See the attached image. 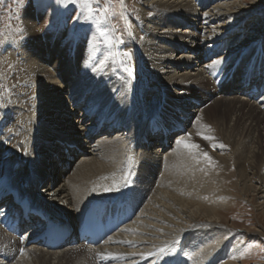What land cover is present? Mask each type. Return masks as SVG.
Returning a JSON list of instances; mask_svg holds the SVG:
<instances>
[{"label":"bare ground","instance_id":"6f19581e","mask_svg":"<svg viewBox=\"0 0 264 264\" xmlns=\"http://www.w3.org/2000/svg\"><path fill=\"white\" fill-rule=\"evenodd\" d=\"M139 1L142 3L141 28L146 37L139 50L141 62L152 71L147 79L149 85L145 84V91L153 97L151 105L145 99H139L135 103H126L129 106H119V98L111 96L115 92L119 94L117 91L121 86L110 88L111 92L106 93L107 87L96 88L92 80H87L91 76L89 72L98 69L102 63L99 58L104 60L95 52L94 44L86 48L89 41L85 42L82 35L73 42L63 38L60 31H52L49 38L40 40L36 46L30 45V50L26 49L28 52L23 55L29 72L26 74L34 80L29 86L34 94L28 95L27 102L20 98L14 105H21L25 113L13 115L16 119L13 123L0 121V191L14 190V195L28 197L33 207L61 221L65 218L70 224L97 200L115 203L130 195L137 214L101 245L78 244L56 250L38 246L34 233L17 237L0 225V264H89L90 260L91 264H151L152 258L165 246L182 239L183 234L173 233L175 229L169 227L174 224L173 215L185 213L184 206L195 204L174 194L176 179H170L173 173L171 161L182 145L175 143L173 146L169 137L161 149L162 145L152 143L159 140H152L150 135L146 139L145 133L152 131L155 125H163L169 129V136L172 131L173 135L180 134L175 141L183 138L199 147L213 145L218 148L219 137H215V120L212 118L218 112V107L213 106L216 101L233 102L232 114L240 124L238 128L230 127L237 130L232 134H229L228 125H223L228 133L224 137L232 146L236 143L235 136L242 137L236 147H231L236 159V174L243 185L240 190H249L250 174L260 184L257 195L261 194L259 197L264 199V39L250 43L252 39L244 36L242 31L228 39L231 31L244 26L240 15L247 9L244 3L251 0L214 5L207 15L197 10L193 0ZM214 2L203 0V10ZM170 13L184 15L192 24L204 20L203 28L217 23L225 31L217 33L211 29L207 32L199 29L202 32L197 33V29L191 30V26L183 25L178 31L165 18ZM33 14L37 15L36 10L26 8L22 15L29 25H33ZM29 36L32 38V33ZM164 37L173 40L175 47L164 46ZM52 40L55 43L49 46ZM43 45L46 55L42 52ZM205 58L208 59L202 65ZM217 59L221 60L219 65L207 68ZM68 62L71 70L78 71V78H72L66 71ZM16 69L19 71L20 68ZM153 73L156 74L154 78ZM237 77H240L239 82H236ZM28 103L34 106L33 109ZM111 103L115 105H109ZM81 104L78 119L69 124L68 117ZM211 108L212 112L209 111ZM92 117L90 125H85V120ZM190 123V131L182 134ZM100 124L105 126L98 135L102 136L98 137L96 133ZM20 127L29 132L27 138H20ZM2 132L6 134L3 137ZM188 134H191L190 138ZM204 136L212 139H204ZM145 140L148 141L146 148ZM10 143L15 145L14 150ZM75 144L77 148L73 147ZM75 155H78L76 166L65 172L64 169L69 168L68 156ZM129 157L133 158L132 162ZM203 160L209 162L205 157ZM62 173L65 178L55 186L54 182ZM217 173L216 170L213 175L216 179ZM182 185L176 187L180 189ZM108 188L112 190L105 191ZM223 200H226L225 196ZM221 204L212 203L197 212V209L188 212L187 215L195 221L193 229L199 225L203 229L199 243L189 242L192 248L216 240L213 247L216 249L224 240L222 236L226 229L220 228L223 225L216 222L220 213L225 211ZM260 205H264V200ZM197 216L208 221L200 224L196 222ZM258 233L263 235L262 231ZM27 242L28 246H24ZM217 252L218 248L214 256L206 254L204 259L215 264L220 254ZM233 252L236 263L242 257L237 250Z\"/></svg>","mask_w":264,"mask_h":264},{"label":"rangeland","instance_id":"374dc122","mask_svg":"<svg viewBox=\"0 0 264 264\" xmlns=\"http://www.w3.org/2000/svg\"><path fill=\"white\" fill-rule=\"evenodd\" d=\"M202 1L203 0H193L197 10L199 12H205V15L210 12V8L214 5L219 6L222 4L220 6H223V4L231 5L232 2H239V0H210L216 2L203 10ZM140 2L139 0H92V17L91 19H86L82 14L84 8L78 3H60L59 0H0V121L8 120L10 121L9 123H13L16 120L13 115L22 116V114L25 113L21 105L16 104L19 108L14 105L20 98H24L23 101L27 102L29 99L28 95L34 94V90L32 91V89L30 90L29 88L30 84L33 85L34 80L26 74L29 72L25 66L26 62L23 59V55L28 52L26 49L30 50V45L33 44L36 46L40 40L44 41L46 38H49L52 31H60L63 38L71 39L73 42L82 35L85 42L89 41L85 44L86 48L94 44L95 52L100 53V56H102L104 60L101 61V58H99V61L102 63H100L98 69L89 72L88 75L91 76L88 77L87 80H92L96 88L102 89L103 87H107L106 93L111 92L110 88L121 86L117 91L119 94L115 92L113 93L114 95L112 94L111 96H117L119 98V106H129V104L126 103H135L139 99H145L146 102L151 105L153 97L145 90L147 89V85H149L147 79L151 77L149 72L152 71L141 62L142 56L139 50L140 43L145 42L146 38L141 28L143 19L141 15L142 3ZM244 5L247 9L243 11L244 13L241 14L240 17L243 19L242 21L245 22V27L243 26L241 27L242 29L237 28L231 31L228 39L235 37L237 32L242 31L241 33H244V36L246 35L247 38L250 40L252 39L250 43H255V40L259 39L260 41L264 39V0H251L247 4L244 3ZM229 7L230 6H228V8ZM26 8L32 11L34 9L37 12V15L33 14V25H29L22 16ZM104 9H107L106 13ZM213 10H216V8ZM165 18L170 22L169 24H171L173 29L178 31L181 30L180 28L182 25L184 27L191 26L189 27L191 30L194 28L197 29V33L202 31L207 32L210 29L217 33L225 31V28H221L217 23L211 24L212 26L209 25L210 27L208 28H203L204 24L202 22L204 20L194 21L192 24V21L187 19L184 15L181 16L170 13L169 16ZM208 19L209 17L205 21ZM224 22L225 21H223V23ZM221 23L222 21L219 24ZM199 29H202V31ZM101 31L107 33V35L111 37L110 44L105 43L104 38L100 35ZM30 33L33 35L32 38L29 36ZM164 38L162 43L164 46L168 48L175 47L173 40L167 37ZM54 43L55 42L52 40L49 46ZM44 49H46V47L43 45L42 52L46 55ZM178 51L179 50L175 51L174 54H177ZM207 59L208 58L203 59L204 62L202 61L201 64L203 65ZM123 65H127L133 69V75L131 77H129L126 72L122 71ZM66 66V71L69 72V75L71 74L70 76L74 79L78 78L77 75L79 73L78 71L71 70L70 62H68ZM16 67L20 68L19 71H17ZM141 71L143 73H140ZM154 76H156L155 73H153L152 78H154ZM239 79L240 77H237L236 82H239ZM145 84L147 85L145 86ZM96 90L97 89L94 91ZM21 91L23 92L21 93ZM217 98L218 97L214 99L216 100ZM30 104L28 103V106L33 109L34 106ZM82 105L83 104L79 105L71 116L68 117L69 124L70 121L73 122L78 119L80 115L79 109L82 108ZM109 105L114 106L115 104L111 103ZM232 105L233 102L219 103L218 101L213 105L218 107L217 114L212 117L215 120L213 128L217 135L214 136L219 137V139H217L219 140L218 148L211 145V147H199L198 150H189L188 148L186 150L184 146H181L182 150L179 147L178 149H180V151L178 155L175 156L174 161H171L173 173L170 179L173 180L175 177L174 189H177L174 191V194L176 193L177 196L179 195L178 197L180 199H187L185 200L186 202H193L195 205L188 206L190 209L186 207L187 205L184 206L186 214L179 212V215H173L174 224H171L169 227L175 229L173 233L183 234L181 235L182 239L173 240L170 245L165 246L162 252L157 253L155 258H152L151 264H166V262L167 264H210L204 257L206 254L207 256H214V252H216L217 248L219 249L217 253L220 254L217 258L218 260L214 261L215 264H228L229 262V264H264V205H260L264 199L259 197L261 194L257 195L260 184L254 179L255 177H251L249 174L248 178L250 177V181L247 183L249 190L245 192L240 190V187L243 185L236 174V159L232 152L233 148L231 147H236L237 143L242 141V137L239 135L235 136L236 143H234L233 146L228 143L227 139L224 137L228 133L225 131L226 128H224L223 125H228V130H231L229 134H232L233 131H237L236 128L233 129L230 127L237 126L238 128L240 125L232 114ZM209 111L212 112L213 109L211 108ZM90 121L91 119H88V121L85 120V125H90ZM191 126L192 123L187 127V131L182 134L186 135V133L190 131ZM20 128V138H27L29 132L22 127ZM178 133H180V131ZM5 135L6 134L2 132L1 137ZM177 135L180 134L171 135L170 141L173 143V146L176 143L175 138ZM20 140L21 139H19V141ZM10 145V148L14 150L15 145L12 143H10ZM220 145H224V147ZM173 146L171 149L174 148ZM204 152L211 157V160L216 165L209 162L207 163L203 160L204 156L202 153ZM77 158L78 155L73 157L72 161L69 162V164H72V169L67 168V166L64 169L65 172L73 170L77 164ZM174 168H176L175 171ZM216 170L219 173H217V179L213 176ZM64 178L65 175L62 173L54 182V185L60 184ZM196 183L198 184L196 185ZM178 184H183L182 188H177L176 185ZM217 195L220 196L217 197ZM224 196L226 200H223ZM212 203H222L221 208L223 207V210H225L220 213V218H216L220 221L216 222L223 225L220 228L226 229L222 236V239H224L221 243L222 245L220 244L219 247L213 249V247L216 246V240H210L211 242L207 241L208 243L204 244V246L199 244V247L192 248L189 242L192 243L194 241L195 243H199L203 229L201 225L193 229L195 221L187 214L195 209H197L195 211L197 212L202 207L206 208ZM198 205L202 206L200 207ZM197 217L196 222L200 224H203L204 221H208V219L203 216ZM258 231H262L263 235H259ZM233 249L237 250V253L242 257L236 263L234 262L235 256H232L234 253ZM231 258L233 261H231ZM86 260L89 262V259ZM175 260L180 262L177 263ZM90 262L89 264L92 263Z\"/></svg>","mask_w":264,"mask_h":264},{"label":"snow or ice","instance_id":"6c2138e0","mask_svg":"<svg viewBox=\"0 0 264 264\" xmlns=\"http://www.w3.org/2000/svg\"><path fill=\"white\" fill-rule=\"evenodd\" d=\"M60 3H72V4H80L83 8H84V12L82 13L86 19H91L92 17V0H59ZM105 13L107 12V9H104ZM100 35L104 38L105 43H111V37H109L107 35V33L101 31ZM221 63V60L217 59L215 61H213L212 63L207 65V68L209 69H213L215 66L219 65ZM122 71L126 72L127 75L129 77H131L133 75V69L127 65H123L122 67ZM207 127V126H206ZM189 138L191 136V134H188ZM204 139H212L211 137H207L204 136ZM177 145H182L185 148H188L189 150H198L199 149V145L195 144V143H189L186 142L183 138L178 139L176 141ZM221 147H224V145H220ZM202 155L205 157V159H207L210 163H213V161L211 160V157L208 156V154L206 152L202 153ZM133 158L129 157V161L132 162ZM127 183V181H126ZM112 189L108 188L105 189V191H111ZM163 251V250H161ZM22 254H23V250H21ZM108 256L110 257L111 254H108ZM108 258V257H105Z\"/></svg>","mask_w":264,"mask_h":264}]
</instances>
